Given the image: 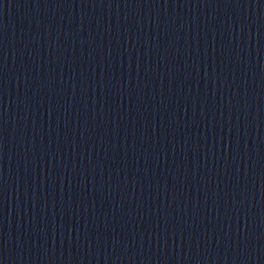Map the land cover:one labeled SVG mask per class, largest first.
I'll use <instances>...</instances> for the list:
<instances>
[{
	"label": "water",
	"instance_id": "95a60500",
	"mask_svg": "<svg viewBox=\"0 0 264 264\" xmlns=\"http://www.w3.org/2000/svg\"><path fill=\"white\" fill-rule=\"evenodd\" d=\"M54 264H264V0H0Z\"/></svg>",
	"mask_w": 264,
	"mask_h": 264
}]
</instances>
